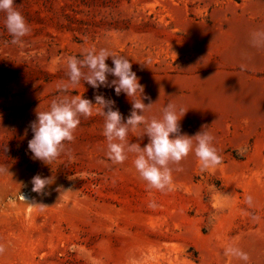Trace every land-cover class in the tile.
Segmentation results:
<instances>
[{
  "label": "rangeland",
  "instance_id": "rangeland-1",
  "mask_svg": "<svg viewBox=\"0 0 264 264\" xmlns=\"http://www.w3.org/2000/svg\"><path fill=\"white\" fill-rule=\"evenodd\" d=\"M15 3L31 33L12 44L0 12V166L11 173L0 174V264H264V46L251 42L264 30V0ZM92 48L130 60L144 103L159 102L149 119L172 102L188 111L181 134L207 125L222 164L201 170L192 153L173 166V191L149 189L133 154L122 164L108 158L99 114L81 117L59 159H33L29 125L57 97L95 103L100 94L129 117V97L113 87L82 80L62 92L67 58ZM128 142L149 141L141 129ZM36 175L53 178L43 195L32 191ZM229 246L249 260L226 256Z\"/></svg>",
  "mask_w": 264,
  "mask_h": 264
},
{
  "label": "clouds",
  "instance_id": "clouds-1",
  "mask_svg": "<svg viewBox=\"0 0 264 264\" xmlns=\"http://www.w3.org/2000/svg\"><path fill=\"white\" fill-rule=\"evenodd\" d=\"M20 7L15 0H0V12L6 13L5 25L12 37L11 43L16 45H22L23 38L31 33L30 25L18 10ZM251 42L256 47L264 46V30L254 31L251 34ZM109 58L114 67H109L106 63ZM66 65L68 82L62 85V92L67 93L69 88H75L82 80L97 90L101 86L113 87L117 96L124 93L129 97L132 111L125 122L124 116L115 107V101L106 99L103 95L97 94L95 103L80 95L57 97L51 102L48 111H39L38 108L36 120L29 125L33 138L28 141V149L33 154V159L47 165L59 159L68 151L67 145L74 141L81 117L89 118L99 114L105 121L104 136L107 140L108 158L113 163L122 164L129 158V154H133L134 167L149 189L165 194L173 191V166L180 165L192 153L197 157L201 170L222 164L223 158L213 144L215 138L205 130L209 128L207 125L195 136L181 134L180 122L188 112L183 106L170 102L162 109L161 118L149 119L146 116L159 102H150L147 105L144 103V100L149 98L144 95V87L132 70L129 59L117 56L106 48H92L83 58L68 57ZM109 75L116 79L109 82ZM141 129L148 138L147 145L141 147L139 143H129V133H136ZM0 174L11 173L7 168L0 166ZM31 182L32 191L43 195L45 189L53 183V178L36 175ZM62 190L65 194L73 191L57 189L60 193ZM246 202L251 205L252 197H247ZM28 204L41 210L48 207L36 201ZM148 206L153 209L157 207L154 201ZM4 251V246L0 245V254ZM225 255L245 262L249 260L248 254L238 247H227Z\"/></svg>",
  "mask_w": 264,
  "mask_h": 264
},
{
  "label": "bare ground",
  "instance_id": "bare-ground-1",
  "mask_svg": "<svg viewBox=\"0 0 264 264\" xmlns=\"http://www.w3.org/2000/svg\"><path fill=\"white\" fill-rule=\"evenodd\" d=\"M28 194L26 193L25 195H23V196H27Z\"/></svg>",
  "mask_w": 264,
  "mask_h": 264
}]
</instances>
